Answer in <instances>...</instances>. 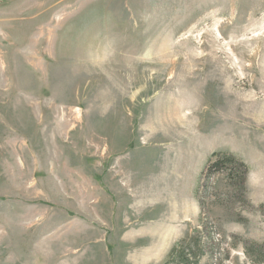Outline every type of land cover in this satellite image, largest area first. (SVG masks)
Instances as JSON below:
<instances>
[{"label":"rangeland","instance_id":"1","mask_svg":"<svg viewBox=\"0 0 264 264\" xmlns=\"http://www.w3.org/2000/svg\"><path fill=\"white\" fill-rule=\"evenodd\" d=\"M212 148L246 188L206 176ZM188 161L197 183L167 176ZM246 243L264 248V0H0V264H262Z\"/></svg>","mask_w":264,"mask_h":264},{"label":"trees","instance_id":"2","mask_svg":"<svg viewBox=\"0 0 264 264\" xmlns=\"http://www.w3.org/2000/svg\"><path fill=\"white\" fill-rule=\"evenodd\" d=\"M249 166L235 154L228 151H215L209 158L206 168V176H212L214 173L226 172L229 176H233L238 182L242 183L243 188H246V176ZM241 173V175H240ZM238 176V177H237ZM194 242V240H192ZM246 252L254 256L256 262L264 264V248L263 246L255 247L254 244L246 243ZM176 253V249L172 250L170 255ZM178 253V252H177ZM182 259L188 256V249L182 248L179 252ZM173 258V257H172ZM171 258V259H172ZM171 260H168L170 262Z\"/></svg>","mask_w":264,"mask_h":264},{"label":"crops","instance_id":"3","mask_svg":"<svg viewBox=\"0 0 264 264\" xmlns=\"http://www.w3.org/2000/svg\"><path fill=\"white\" fill-rule=\"evenodd\" d=\"M201 144L202 143H198V150L199 151H201V149H200V146H201ZM218 150V149H217ZM216 150V151H217ZM221 149H219L218 151H220ZM212 152H215V150H214V148H212V150H211V153ZM211 153H210V155H211ZM210 155H209V157H210ZM187 156V155H186ZM185 157V156H184ZM207 159H209V158H207ZM189 167L190 168V170H189V172H188V174H184L183 175V170H184V168L185 167ZM194 166H193V164L191 163V162H189L188 161V164L187 163H183V169L181 170V171H178L177 170V172H175V174H169V175H167L168 177H177L178 179H181V178H184L187 182H189L190 180H191V177H193L194 178V182L195 183H197L198 182V179H199V176H200V169L198 168L197 169V171H192L191 172V169L193 168ZM163 171H168V169H166V170H163ZM182 172V173H181ZM164 173V172H163ZM164 176V175H163ZM165 180V179H164ZM162 181H163V178H162ZM194 183V184H195ZM161 184V188H162V182L160 183ZM178 185H181V184H178ZM165 186V185H164ZM164 186H163V190H166V187L164 188ZM152 187V188H151ZM150 187V189L148 190V192L149 191H152V189L153 188H155L154 186H151ZM157 189L159 190V185H158V187H157ZM176 189H181L182 190V187L181 186H179V187H176ZM183 199V198H182ZM196 199V198H195ZM197 200V199H196ZM154 203H162L161 201H158V202H154ZM177 203H185L183 200H181V201H178ZM195 203H199V202H197V201H195ZM182 212L183 213H186V210H184L183 208H182ZM187 218H188V216H187ZM191 219V218H190ZM190 219H187V220H190Z\"/></svg>","mask_w":264,"mask_h":264}]
</instances>
